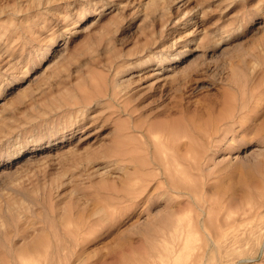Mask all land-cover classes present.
I'll return each mask as SVG.
<instances>
[{
	"label": "rangeland",
	"instance_id": "1",
	"mask_svg": "<svg viewBox=\"0 0 264 264\" xmlns=\"http://www.w3.org/2000/svg\"><path fill=\"white\" fill-rule=\"evenodd\" d=\"M0 264H264V0H0Z\"/></svg>",
	"mask_w": 264,
	"mask_h": 264
},
{
	"label": "bare ground",
	"instance_id": "2",
	"mask_svg": "<svg viewBox=\"0 0 264 264\" xmlns=\"http://www.w3.org/2000/svg\"><path fill=\"white\" fill-rule=\"evenodd\" d=\"M206 233V232H205ZM210 238V237H209ZM211 244H213L214 246H216L218 243H217V241L216 240H214V239H210V241H209Z\"/></svg>",
	"mask_w": 264,
	"mask_h": 264
}]
</instances>
